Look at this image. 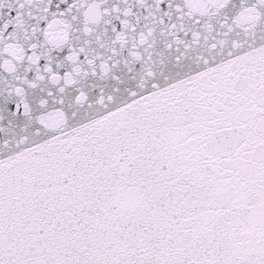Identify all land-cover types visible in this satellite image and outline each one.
<instances>
[{"label":"snow or ice","instance_id":"snow-or-ice-1","mask_svg":"<svg viewBox=\"0 0 264 264\" xmlns=\"http://www.w3.org/2000/svg\"><path fill=\"white\" fill-rule=\"evenodd\" d=\"M0 264H264V0H0Z\"/></svg>","mask_w":264,"mask_h":264}]
</instances>
